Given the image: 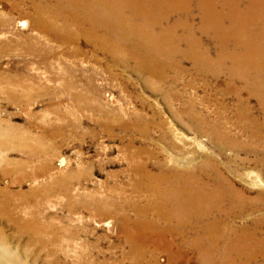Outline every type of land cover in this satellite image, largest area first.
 <instances>
[{
	"label": "rangeland",
	"instance_id": "obj_1",
	"mask_svg": "<svg viewBox=\"0 0 264 264\" xmlns=\"http://www.w3.org/2000/svg\"><path fill=\"white\" fill-rule=\"evenodd\" d=\"M33 1L0 0V74L14 79H0V140L25 137L28 150L20 153L15 142L8 152L0 146V168L15 169L10 175L0 174V189H7L13 200L25 202L15 208L0 195V213L9 212L8 217L0 215L4 264H50L54 259L48 254L35 259L34 243L18 234L19 219L12 218L26 217L29 211L37 214V224L62 230L56 243L57 264H137L119 231V215L131 220L133 208L128 205L140 208L148 199L150 194L136 182L139 165L149 163L150 155L168 165L175 164L171 158L178 159L179 167H184L185 158L196 164L211 159L235 175L232 183L248 198L261 196L264 203L261 161L255 160L260 167L253 168L244 153L235 160L231 151L219 152L195 120L196 114L222 105L233 109V101H223L190 72H184L183 78H172L173 70L166 72L162 83L152 77L150 82L160 86L155 91L146 77L136 74L134 62L124 66L111 54L94 52L82 38L62 41L35 30ZM19 82L25 85L23 91ZM258 155L264 157V152ZM69 174L76 176L72 212L67 197L58 191L54 196L49 191L44 199L28 196L44 182ZM243 177L246 182H240ZM36 205L42 208L35 210ZM260 213L264 217V209ZM172 240L176 247L186 241ZM142 250L146 256L141 264H180L162 247ZM192 259L187 264H196Z\"/></svg>",
	"mask_w": 264,
	"mask_h": 264
},
{
	"label": "bare ground",
	"instance_id": "obj_2",
	"mask_svg": "<svg viewBox=\"0 0 264 264\" xmlns=\"http://www.w3.org/2000/svg\"><path fill=\"white\" fill-rule=\"evenodd\" d=\"M32 6L35 30L62 41L82 38L94 52L111 54L124 66L134 62L136 74L146 77L155 91L160 86L151 83V78L162 83L172 70V78L187 76L184 72L201 78L223 101H233V109L222 105L196 114L197 125L215 141L219 152L229 150L235 160L244 153V160L254 164L253 168L259 166L255 160L264 165V157L258 155L264 152V0H35ZM8 77L0 74V79L14 81ZM24 88L19 82V89ZM24 141L25 137L8 136L0 140V146L8 152L15 142L25 155ZM166 144L174 148L172 143ZM150 159L139 165L136 182L150 194L148 199L140 208L128 205L133 208L131 220L118 214L122 220L119 231L137 264L146 256L144 246L162 247L180 264H187L191 257L196 264H264L263 197L248 198L232 183L237 180L235 175L211 159L196 164L185 158L184 167H179L182 161L178 159L171 158L175 163L171 165L154 155ZM13 171L0 168L4 176ZM74 181V174L62 176L31 189L28 196L44 199L49 191L53 196L58 191L67 197L72 212ZM0 195L15 208L25 203L23 198L13 200L7 189H0ZM34 208L39 211L42 207ZM30 212L12 218L19 219L18 234L34 243L35 259L48 254L54 257L50 264H57L56 243L62 230L59 233L37 224V214ZM0 215L8 217L9 212ZM172 238L186 241L176 247ZM46 239L53 244H43ZM4 263L1 258L0 264Z\"/></svg>",
	"mask_w": 264,
	"mask_h": 264
}]
</instances>
